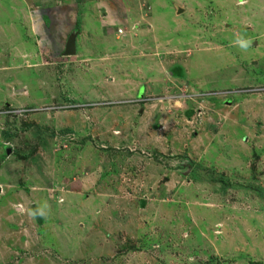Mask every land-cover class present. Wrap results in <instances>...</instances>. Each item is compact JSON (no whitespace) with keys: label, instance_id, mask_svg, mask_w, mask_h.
<instances>
[{"label":"rangeland","instance_id":"rangeland-1","mask_svg":"<svg viewBox=\"0 0 264 264\" xmlns=\"http://www.w3.org/2000/svg\"><path fill=\"white\" fill-rule=\"evenodd\" d=\"M0 70V264H264V0H0Z\"/></svg>","mask_w":264,"mask_h":264},{"label":"crops","instance_id":"crops-1","mask_svg":"<svg viewBox=\"0 0 264 264\" xmlns=\"http://www.w3.org/2000/svg\"><path fill=\"white\" fill-rule=\"evenodd\" d=\"M120 22V21H119ZM120 24H121V22H120ZM124 24V23H123ZM152 28V27H151ZM32 32H33V34H35L36 35V33H35V31H33L32 30ZM58 34L60 33V32H57ZM61 34H62V36H60L59 38L60 39H57V42H56V44H57V49H67V43H68V38H69V34H64V32H61ZM114 34V33H113ZM51 35V34H50ZM117 35V34H116ZM59 36V35H58ZM80 37V36H79ZM78 37V38H79ZM85 36H84V34H83V38H82V42H81V44H82V49L83 50H86L87 49V47H88V43L86 42V38H84ZM11 40H9V46H11V48H10V50H9V57L11 58L12 57V55H11V53L12 52H14V56H13V58H11L12 60H17V58L19 59V60H21L22 61V63H24L25 64V68H27V69H32V68H34L35 66H37V65H39L40 67L42 66L43 67V65H44V63H43V58L44 57H49V56H43V54H41V59H40V61H38V62H36V61H33V59L36 57V56H33V53H32V50H27V51H25V49H26V46H23V47H19L20 49H18V46L19 45H24V44H26V42H27V40H19L18 42L16 41V38L14 37H9ZM119 43V42H118ZM56 44H53L52 45V47L53 46H56ZM77 44H79V42H77ZM121 46H119V48H120ZM51 48V47H50ZM7 49H8V46L6 45L5 47H4V52H6L7 51ZM79 51V45L77 46V56H78V52ZM36 54V53H35ZM83 54H85V53H83ZM82 54V55H83ZM86 55V54H85ZM153 55H155V53L153 54ZM50 58H49V60H48V63L49 64H53L54 65V67H56V65H57V63L59 62V60L61 59V61H63L64 59L61 57V58H59V57H56L55 55H54V48H52L51 49V52H50ZM32 57H33V59H32ZM164 62V61H163ZM64 63V61L62 62V64ZM69 63V62H68ZM159 62H157V61H155L154 62V64L155 65H157ZM13 64V67L14 68H21V64L19 63L18 65H16V62H13L12 63ZM59 65V64H58ZM10 64L9 65H5L4 67H1V69H3V70H5V71H7V70H10L11 68H10ZM45 66V65H44ZM164 68V71H165V67H163ZM170 69H171V66H170ZM172 71V70H171ZM0 73H1V70H0ZM163 73V72H162ZM165 73V72H164ZM170 83H173V82H170ZM174 84V83H173ZM117 87V86H116ZM12 94L13 93H11V96H12ZM13 105V104H12Z\"/></svg>","mask_w":264,"mask_h":264},{"label":"water","instance_id":"water-1","mask_svg":"<svg viewBox=\"0 0 264 264\" xmlns=\"http://www.w3.org/2000/svg\"><path fill=\"white\" fill-rule=\"evenodd\" d=\"M180 13V12H179ZM75 52V48H74V40H69V43H68V46H67V49L65 51V54H72Z\"/></svg>","mask_w":264,"mask_h":264},{"label":"clouds","instance_id":"clouds-1","mask_svg":"<svg viewBox=\"0 0 264 264\" xmlns=\"http://www.w3.org/2000/svg\"><path fill=\"white\" fill-rule=\"evenodd\" d=\"M118 34H120L119 31H118ZM65 51H66V50H65ZM206 94H208V93H207V92H204L203 95H206ZM216 94H217V93H216ZM180 95H182V96L178 99L179 101L182 100V98L184 97L185 94H184V95H183V94H180ZM209 96H213V95L210 93ZM177 102H178V101H177ZM199 113H200V112L197 113V116H198Z\"/></svg>","mask_w":264,"mask_h":264},{"label":"trees","instance_id":"trees-1","mask_svg":"<svg viewBox=\"0 0 264 264\" xmlns=\"http://www.w3.org/2000/svg\"><path fill=\"white\" fill-rule=\"evenodd\" d=\"M3 137H9L8 132H4Z\"/></svg>","mask_w":264,"mask_h":264},{"label":"built area","instance_id":"built-area-1","mask_svg":"<svg viewBox=\"0 0 264 264\" xmlns=\"http://www.w3.org/2000/svg\"><path fill=\"white\" fill-rule=\"evenodd\" d=\"M123 32H124V30H119V33H120V34H123Z\"/></svg>","mask_w":264,"mask_h":264}]
</instances>
